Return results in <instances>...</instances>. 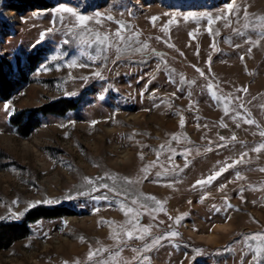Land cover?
<instances>
[{
	"label": "rangeland",
	"instance_id": "1",
	"mask_svg": "<svg viewBox=\"0 0 264 264\" xmlns=\"http://www.w3.org/2000/svg\"><path fill=\"white\" fill-rule=\"evenodd\" d=\"M229 2L0 0V54L14 70L6 73L10 80L28 76L9 99L0 97V228L37 208L68 209L2 241L0 264H89V251L101 248L112 258L113 237L130 220L150 231L144 240L120 233V262L264 264V255L237 243L264 232V150L253 151L264 143V28L244 27L245 9L249 19L264 16V0H234V15ZM61 7L89 17L87 29ZM189 13L200 19L185 20ZM120 25L123 40L114 36ZM97 34L108 40L96 42ZM142 44L148 48L137 51ZM47 105L57 113L32 114ZM12 119H31L30 136ZM243 153L244 163L194 187ZM109 176L121 195L92 191L111 188Z\"/></svg>",
	"mask_w": 264,
	"mask_h": 264
},
{
	"label": "snow or ice",
	"instance_id": "2",
	"mask_svg": "<svg viewBox=\"0 0 264 264\" xmlns=\"http://www.w3.org/2000/svg\"><path fill=\"white\" fill-rule=\"evenodd\" d=\"M227 10H228V15H234V14H236V13H238L240 11L239 7H234V0H230V2L227 5ZM57 11L58 12H62V13L70 14L72 17L75 18L76 25L87 29V23L86 22L90 19L89 17H87L85 15H82V14H78L72 7H61V8H58ZM205 16L208 19L209 24H212V23L215 22L210 14H205ZM189 18H191L193 20H197V21L200 19V17H198L195 13H189L187 16L184 17L185 20H187ZM226 18L227 17H225V16L216 17L217 20L226 19ZM107 19L111 20L113 18L109 16V17H107ZM156 19H157L156 17H152L151 18V20L153 22ZM244 19L246 21H248L244 25L245 28H249L250 26L255 28V27H257V22H258V26L259 27L264 28V16L252 17L251 19H249L248 14H247V9H245ZM124 27H125L124 25H120V28L114 34L116 39H118V40H123L124 39V37L121 35V29H123ZM209 31H211V29H209ZM238 34H242V33H239V31H238ZM260 35L262 37H264V31H261ZM95 39H96V42L103 44V43H105L108 40V37L105 36V37H103V39H101L99 34H97ZM256 43H258V42H256ZM212 47H215V44H213ZM147 48H148L147 44H142L141 48L136 49V50L137 51H141V50H146ZM249 51H251V49H249ZM241 59H243V57H241ZM73 64H75V61H73ZM196 70L200 73V75L202 77L204 76L203 71H201L200 69H196ZM95 75L96 76H100L101 74L99 72H97ZM193 83H195V82L193 81ZM208 87L211 88L212 86L208 85ZM243 91L246 92L247 89H243ZM212 96H213L214 99L223 100V101H226L227 103H231V101L228 100V98L218 97L214 91L212 92ZM236 99H239V97H237ZM240 106L243 107V105H240ZM261 107H264V105H262ZM4 108L6 110H8L9 109V105L6 103L4 105ZM224 112H225L226 115L228 114L229 109H228L227 106L224 107ZM237 115H239V114H237ZM245 122L249 123V124L254 123V121L251 120V119H246ZM92 123L95 124L97 122L93 121ZM181 125H183V120L181 121ZM223 126L226 127L227 125H223ZM260 135L264 136V131L260 132ZM173 138L175 139V137H173ZM220 139L223 140L224 137H220ZM231 139L233 141H235L236 137L233 136ZM161 147H163V146H161ZM208 150L210 151L211 149H208ZM262 150H264V143H261L258 147H255L253 149V151L256 152V153H260ZM246 157H247V153H243L239 157V159L233 161V163L225 164L223 167H221L215 173L207 176L204 179L198 180L196 182V185H194V187L197 186V185H199V186L211 185V183L213 181H215L217 178H219L224 172L228 171L230 168L234 167L235 165L244 163L245 160H246ZM140 159H143V154L142 153L140 155ZM141 171L142 172H146L147 168H144ZM260 171L264 172V168H261ZM236 176H237V179H244L245 178V177L241 176L240 173H237ZM107 178L108 179H112L114 181L113 186L111 188H109V185L107 183H104V184H100L99 187L94 186L92 188V191H98L100 188H104V189H108L109 191L114 192L115 195H121V191L119 189H117V186L115 184V179H116L115 176H109ZM86 179H87V183L95 185V182L91 178H86ZM99 179H104V177H101ZM122 179H123L125 184L131 185V184L134 183V181H132V180L126 178V177L122 178ZM135 182H138V181H135ZM226 186L227 185H223L222 188L226 187ZM94 198L95 199H107V197H94ZM145 199L146 200H153L157 204H160V202L157 201L155 197H145ZM36 203H40V202H36ZM45 203L51 204V203H53V201L49 200V201H45ZM131 203L132 204H136L137 203V199H132ZM189 203H191V202L189 201ZM33 206H35V205H33ZM142 207H147V205H142ZM229 207H231V205H229ZM160 210H163V209L161 208ZM132 212H133V209L129 208L128 209V213H132ZM128 213H126V215ZM138 214L139 213H136V215H138ZM230 218H231L230 216L226 217L225 218V222H227ZM175 222L179 223L180 221H179V219H177ZM134 231L141 232V233H143V235L134 236L133 235ZM149 231H150L149 228L140 227L137 224H135L134 221H131V220L128 221L126 225H121L120 226V233H122L124 236H126L127 239H129V240L130 239L144 240L145 236L147 234H149ZM120 233H118L117 235H115L113 237L117 241V249H116V251H114V252H112L110 254V256L112 258L106 257L104 255V253L107 252L108 249L101 248V249H97L95 252L90 250L89 254H88L89 264H92L94 258H96L95 259V264H128V262H126V261L125 262H120V261L114 259V257H117V256L120 255V252L122 251V248L120 247V245L122 243H124V241H122L120 239ZM169 235L171 237H176V236H179L180 233L179 232H171V233H169ZM80 240H81V242H84V238L83 237H80ZM152 243L153 244H159V239H157L156 241H153ZM237 243H242L243 245H245L247 250L251 251L252 255L255 256V257H260L261 255H264V232L254 233V234H250L248 236H243L240 241H237ZM254 244L256 245L255 247L253 246ZM143 248H144V251H150L151 250V245L145 243L143 245ZM133 251L140 252V249H133ZM200 251L201 250L197 249V252H200ZM145 259H147V257H145ZM65 264H67V262H65ZM76 264H79V261H77ZM254 264H257V262L254 261Z\"/></svg>",
	"mask_w": 264,
	"mask_h": 264
},
{
	"label": "trees",
	"instance_id": "3",
	"mask_svg": "<svg viewBox=\"0 0 264 264\" xmlns=\"http://www.w3.org/2000/svg\"><path fill=\"white\" fill-rule=\"evenodd\" d=\"M7 69L10 73H13V67L12 63L10 62L7 57L0 54V97L3 99H9L11 94H13L18 88H21L27 81L28 76L24 73L23 75H19L14 80H10L8 78V75L6 73ZM67 105H70L73 107L72 101H67ZM53 106H44L37 111L32 112L35 115L42 114V115H48L50 113H57L56 110H52ZM77 107V106H74ZM66 108V107H65ZM13 124L16 123V119H12ZM19 132L24 136H30L32 131L31 126V119L28 121H25L23 124L19 122ZM68 213V209L65 208H55V209H47V208H37L35 210L30 211L27 216L19 223L17 224H11L3 229L0 228V243L2 241H6L9 243L12 239V235L16 233L17 231H25V228L27 227V224L30 222H35L42 218H53L60 214H66Z\"/></svg>",
	"mask_w": 264,
	"mask_h": 264
},
{
	"label": "bare ground",
	"instance_id": "4",
	"mask_svg": "<svg viewBox=\"0 0 264 264\" xmlns=\"http://www.w3.org/2000/svg\"><path fill=\"white\" fill-rule=\"evenodd\" d=\"M24 150H25V151H28V144H27L26 142L24 143ZM25 151H24V152H25ZM34 151H35V150H34ZM25 153H26V152H25ZM35 154H36V156H37L38 158L40 157V155H39L38 151H37V152L35 151ZM49 188H50V191H52V190H53V187H52V185H50V187H49Z\"/></svg>",
	"mask_w": 264,
	"mask_h": 264
}]
</instances>
